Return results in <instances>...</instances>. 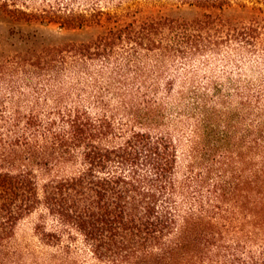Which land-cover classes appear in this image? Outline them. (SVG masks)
<instances>
[{
    "label": "trees",
    "instance_id": "1",
    "mask_svg": "<svg viewBox=\"0 0 264 264\" xmlns=\"http://www.w3.org/2000/svg\"><path fill=\"white\" fill-rule=\"evenodd\" d=\"M0 22V264H264V0H0Z\"/></svg>",
    "mask_w": 264,
    "mask_h": 264
},
{
    "label": "rangeland",
    "instance_id": "2",
    "mask_svg": "<svg viewBox=\"0 0 264 264\" xmlns=\"http://www.w3.org/2000/svg\"><path fill=\"white\" fill-rule=\"evenodd\" d=\"M148 9L152 11H159V9H161L162 12L171 14L179 13V9H176V7L170 6L168 4H161L160 6H150ZM8 27L9 24L0 22V30L7 29ZM17 28L26 32H38L39 34L44 35L49 42H62L67 39H88L104 30L102 27L67 30L61 28L56 24L41 22L22 23L18 24Z\"/></svg>",
    "mask_w": 264,
    "mask_h": 264
}]
</instances>
